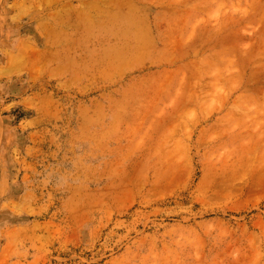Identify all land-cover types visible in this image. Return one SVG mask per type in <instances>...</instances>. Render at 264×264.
Masks as SVG:
<instances>
[{"label":"rangeland","instance_id":"obj_1","mask_svg":"<svg viewBox=\"0 0 264 264\" xmlns=\"http://www.w3.org/2000/svg\"><path fill=\"white\" fill-rule=\"evenodd\" d=\"M0 264H264V0H0Z\"/></svg>","mask_w":264,"mask_h":264},{"label":"bare ground","instance_id":"obj_2","mask_svg":"<svg viewBox=\"0 0 264 264\" xmlns=\"http://www.w3.org/2000/svg\"><path fill=\"white\" fill-rule=\"evenodd\" d=\"M178 1H179V0H178ZM184 2H185V1H184ZM184 2H183V3H184ZM194 3H195V2H194ZM85 5H86V4H85ZM188 5H189V4H188ZM198 5H199V4H198ZM174 6H175V5H174ZM192 6H193V5H192ZM92 7H93V6H92ZM92 7H91V8L89 7V8L92 9ZM184 7H185V6H184ZM171 8H173V7H171ZM173 9H174V8H173ZM182 9H183V8H182ZM87 10H88V9H87ZM179 10H180V9H179ZM179 12H180V11H179ZM182 12H183V11H182ZM177 13H178V12H177ZM180 13H181V12H180ZM186 13H187V12H186ZM175 14H176V13H175ZM187 14H188V13H187ZM176 16H177V14H176ZM181 16H182V14H181ZM183 16H184V15H183ZM185 16H186V15H185ZM137 17H138V16H137ZM177 17H178V16H177ZM179 17H180V16H179ZM179 17H178V18H179ZM182 18H183V17H182ZM185 18H186V17H185ZM137 19H138V18H136V20H137ZM139 19H140V17H139ZM176 19H177V18H176ZM141 20H142V19H141ZM184 20H185V19H184ZM145 22H146V21H145ZM145 22H143V23H145ZM148 22H149V21H147L146 23H148ZM175 22H177V20H176ZM178 22H179V21H178ZM181 22H182V24H180V25H181V28H180V29H183L182 25H183L184 23H183V21H181ZM184 22H185V21H184ZM131 23H132V21H131ZM146 23H145V24H146ZM173 23H174V22H173ZM137 24H138V23H137ZM145 24H144V25H145ZM168 24H169V23H168ZM84 25H85V24H84ZM142 25H143V24H142ZM169 25H170V24H169ZM169 25H168V27L172 28V26H169ZM178 25H179V24H178ZM85 26H86V25H85ZM138 26H139V24H138ZM140 26H141V25H140ZM146 26H149V24L146 25ZM146 26H144V29H146V28H145ZM186 27H187V26H186ZM40 28H41V27H40ZM43 28H44V27H43ZM142 28H143V27H142ZM142 28H141V29H142ZM147 28H150V27H147ZM174 28H175V27H174ZM168 29H169V28H168ZM170 30H171V29H170ZM147 31H148V30H147ZM172 31H173V28H172ZM172 31H171V32H172ZM178 31H179V30H178ZM181 31H182V30H181ZM148 32H149V31H148ZM167 32H168V31H167ZM145 34H146V33H145ZM149 34H150V33H149ZM180 34H181V33H180ZM179 38H180V37H179ZM164 51H165V49H164ZM138 54H139V53H138ZM135 59L137 60V58H135ZM138 59H139V56H138ZM138 61H139V60H138ZM140 61H141V60H140ZM117 62H118V61H117ZM182 99H183V98H182ZM183 102H185V101H183ZM183 102H182V104H183Z\"/></svg>","mask_w":264,"mask_h":264}]
</instances>
